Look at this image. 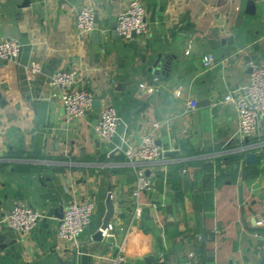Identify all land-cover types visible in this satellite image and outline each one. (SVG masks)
Here are the masks:
<instances>
[{
	"label": "crops",
	"instance_id": "obj_1",
	"mask_svg": "<svg viewBox=\"0 0 264 264\" xmlns=\"http://www.w3.org/2000/svg\"><path fill=\"white\" fill-rule=\"evenodd\" d=\"M131 1L0 0V42L22 45L18 60L0 59V264H113L119 255L124 264H185L191 252L193 264H264V120L246 137L236 109L220 104L245 90L248 62L264 60V0H140L147 34L125 40L113 27ZM84 6L96 10L88 34L77 27ZM210 55L217 65L209 70ZM160 58L168 66L156 77ZM33 62L44 68L35 80ZM51 66L53 75L76 71L78 88L100 108L68 121ZM107 105L120 117L111 143L95 130ZM156 123L164 156L138 167L153 183L141 193L123 151L141 145ZM248 153L257 164H247ZM110 194L114 231L97 240ZM89 201L93 223L74 255L59 223L69 204ZM18 205L45 215L30 234L7 222Z\"/></svg>",
	"mask_w": 264,
	"mask_h": 264
},
{
	"label": "built area",
	"instance_id": "obj_2",
	"mask_svg": "<svg viewBox=\"0 0 264 264\" xmlns=\"http://www.w3.org/2000/svg\"><path fill=\"white\" fill-rule=\"evenodd\" d=\"M44 4L50 0H41ZM96 10L93 6L82 7L77 14V27L81 33H92L95 31ZM117 34L119 37L130 40L136 35L143 37L148 31L147 11L140 0H132L127 8L117 18ZM22 45L14 40L0 42V59L16 61L21 54ZM189 53V52H188ZM206 69H213L217 65L216 58L212 55L203 60ZM249 83L240 94L228 93L220 104H228L236 109L238 124L241 133L250 137L256 134L261 122L264 120V60H250ZM44 68L40 62H33L28 69L29 78L35 80L41 77ZM79 81L76 71H60L52 76L51 84L60 90V99L65 110L68 121L82 119L92 110L95 95L92 92L79 89ZM197 102L191 101L188 110H195ZM120 117L116 110L107 105L100 111L99 120L95 125L96 133L107 143L113 142L118 133ZM159 123L152 127V132L143 140L142 144L123 151L126 162L136 169L138 177V192L148 193L152 190L153 183L139 166L158 162L164 156L153 132L158 130ZM96 212V205L89 201L86 203L69 204L60 220L58 236L61 240L72 245L74 255L80 251V238L92 225ZM45 217L44 214L32 206L18 205L7 217L9 226L17 235H27L34 231L38 223ZM144 217V210L137 207L134 220L140 222ZM114 231L113 225L102 231V238H110ZM196 258L191 252L187 256L185 264H193ZM125 256L114 258L113 264H124Z\"/></svg>",
	"mask_w": 264,
	"mask_h": 264
},
{
	"label": "water",
	"instance_id": "obj_3",
	"mask_svg": "<svg viewBox=\"0 0 264 264\" xmlns=\"http://www.w3.org/2000/svg\"><path fill=\"white\" fill-rule=\"evenodd\" d=\"M28 6H29V2H25V3L23 4V7H28ZM254 8H255V7L253 6L252 3H250V4L248 5V10H249L251 13H253ZM113 28H114V29L117 28V23L114 25ZM133 38H137V36L134 35ZM166 66H168V64H167V62H166V59H162V58H160V59L156 62L155 66H154V69L152 70V71H153V74H154L156 77H159L160 74L162 73V70H165L164 67H166ZM54 71H55V67H54V66H51L50 70L47 71V75L49 76V81H50V82H51V80H52V76H53ZM164 76H166V74H165ZM166 77H167V76H166ZM161 81H162V80H161ZM32 84H33V85H36L37 83L34 82V83H32ZM156 85H157V84H156ZM198 101H199V103H200V105H201V103L204 101L203 96H200V97L198 98ZM100 106H101V104H100L99 102L94 101V103H93V109H95V108H100ZM182 149H183L184 151H187V148H186V144H185V143H182ZM246 159H247V164H249V165H255V164H257V156H256V154L248 153ZM184 185H185V189L187 190V189L189 188V186H190V182H189V179H188V178H185V179H184ZM106 205H107V212H106V215H105V218H104V221H103V225L101 226L99 232H98V233L96 234V236H95V239H97V240H102V239H103V238H102L101 230L104 231V230L108 229L109 224H110V221L113 219V217H114V215H115V203H114V201H113V199H112V194L109 195V197H108V199H107V204H106ZM62 218H63V217H62ZM62 218H61V219H62ZM59 264H67V263H66V262H63V261H60Z\"/></svg>",
	"mask_w": 264,
	"mask_h": 264
}]
</instances>
